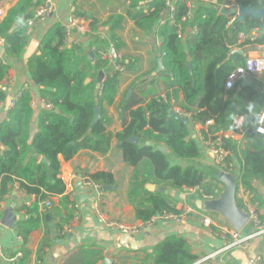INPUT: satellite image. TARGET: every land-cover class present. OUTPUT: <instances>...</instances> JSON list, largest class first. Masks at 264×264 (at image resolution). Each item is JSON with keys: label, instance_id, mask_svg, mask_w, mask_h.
<instances>
[{"label": "trees", "instance_id": "trees-1", "mask_svg": "<svg viewBox=\"0 0 264 264\" xmlns=\"http://www.w3.org/2000/svg\"><path fill=\"white\" fill-rule=\"evenodd\" d=\"M237 3L245 8L264 9V0H237ZM39 4H35L34 0L18 1L10 11V14L18 11L23 17V24L16 30L7 26L5 21L0 23V38L4 40L7 55L20 57L25 51L29 44L26 21L34 17V9ZM218 4L195 13L191 25L197 26L198 33L185 43L178 38L174 24L167 23L158 28L164 52V72L160 77L167 92L165 96H158L157 91L141 83L137 92L122 107L123 130L116 135L107 132L108 121L103 117L96 124H93V119L96 108H102L103 114L104 106L114 104L119 92L120 74L117 72L106 77L100 96L90 93L83 106L73 104L70 101V83L62 75L53 49L54 37L64 39L65 28L54 26L45 34L39 47L40 55L30 58L27 67L32 82L43 88L41 95L51 103L52 108L42 110L37 122L39 132L30 141L34 111L31 108V93L24 90L8 111V120L0 125V144L5 148V151H0V202L12 193L17 182L20 191L37 197V202L28 209L30 214L37 217L31 216L18 224L19 234L25 242L44 221L45 216L40 217V203L50 196H62L65 193V184L58 178L61 169L59 156L65 161H71L82 150L107 154L114 138L119 143L124 162L134 169L128 201L134 207L136 219L142 221L143 225L157 217L181 215L175 201L167 192H159L160 188L175 190L199 187L201 196H218L215 187L218 180L212 173L193 165L173 164V160L195 162L201 158V143L192 137L196 124L205 125L214 120L213 126L201 131L203 140L208 141L222 131L238 133L234 125L238 115L251 121V116L258 112L263 100L252 87L244 88L237 100L229 94L216 118L208 110H201V107L214 92L217 67L227 59L232 49L239 47L240 34L249 35L257 30L259 38L247 41L244 45H264V17L237 20L228 26L229 18L219 13ZM166 10L165 1L161 0L160 5L140 19L137 25L142 29L156 26L162 18L161 13ZM186 12V5L180 4L177 20ZM97 25L92 23L91 29ZM97 66L101 68L102 63ZM8 69L7 65L0 64V104L7 99L3 81ZM243 93H246L245 96ZM174 108L191 114L192 119L185 118L189 121L185 123L171 117ZM250 123L252 126L248 130L247 139L253 142L252 146L243 149L238 142L227 138L225 148L231 153L227 158L228 164L231 165L236 159L241 165L242 187L256 193L253 182L264 183V135L258 134L257 126L252 121ZM159 148H165L169 153ZM39 157L46 158L49 163H39ZM89 180L102 187L114 186L116 183L113 175L107 172L92 174ZM149 184L159 189L151 192L146 187ZM260 204L263 207V203ZM63 205L67 209L66 216L62 217L58 211L52 215L53 219L58 220L59 232H63L64 226L70 225L74 217L67 196L63 198ZM2 216L0 211V220ZM45 247H48L46 241L38 250L40 263L43 261ZM77 255L78 264L99 263V252L81 250ZM149 258L153 259L154 264H194L197 261L186 241L175 237L164 240L152 255L140 259L137 264H150Z\"/></svg>", "mask_w": 264, "mask_h": 264}, {"label": "crops", "instance_id": "crops-1", "mask_svg": "<svg viewBox=\"0 0 264 264\" xmlns=\"http://www.w3.org/2000/svg\"><path fill=\"white\" fill-rule=\"evenodd\" d=\"M18 1L0 0V11L4 14L1 22L5 21L12 30H16L23 24L20 12L16 11L10 14ZM44 1L37 0L35 2L34 0V3L42 5ZM51 1L56 11L35 27L33 34L28 36L29 44L31 41L39 43L37 50L30 58L40 55V43L52 27H64L65 31L68 28L70 36L67 41L66 35L64 39L55 36L53 49L61 73L71 86L70 101L75 105L83 106L87 102L89 94L95 95L96 93L99 73L105 72L106 77L116 73L112 64L103 59L101 53L110 51L113 55H122L127 70L120 74L119 92L114 104L104 106V113H101V117L108 121L107 132L116 135L123 130L122 107L133 93L137 92L141 83L148 86L147 88L157 91L158 96H165L167 92L165 83L160 77L164 70L157 74L158 62L163 60L164 56L163 39L158 28L164 25H161L160 21L156 26L151 28L147 26L146 29L137 25L140 19L151 14L160 5L161 0ZM190 1L195 2L194 0H175V3L176 6H179L180 4L186 5ZM233 3L238 5L237 0H221L219 4L218 0H209L204 4L196 3L194 15L197 11L209 8L213 4H218L221 14L225 4ZM38 6L35 7V11ZM74 18L80 19L90 27L92 23L98 25L96 28H92L91 32L82 33L77 27L70 26ZM185 26L189 29L193 27L191 23L184 24ZM194 35L196 33L187 34L185 40L179 39L185 43ZM241 35H243L242 38ZM258 38L257 30L252 31L249 35L240 34L237 45L239 47L232 49L228 53L227 59L217 67L214 74V92H212V97L202 104L201 110H208L209 114L216 118L220 115L229 94L234 95L237 100L244 88L252 87L263 97L258 112L250 118L252 124L258 128L264 109V75L251 84L250 82H239L232 90H226L224 87L226 77L234 67L244 63L248 57L264 56V45H244L245 42H252ZM28 46L20 57H11L6 54L4 49L2 58L9 69L3 85L7 99L17 97L24 90L31 93V108L34 111L31 126L37 127L36 135L39 132L37 125L39 116L43 109H48L46 107L48 102L41 95L43 88L32 82L31 73L27 67L29 60L26 61L24 58ZM235 50H242L244 54H234ZM91 53L94 54L93 57L90 56ZM99 63H102L101 68L97 66ZM100 94L101 90L95 96H100ZM245 94L243 93L244 96ZM7 99L0 104V125L8 120V111L12 108L11 105L7 107ZM182 101L183 96L181 95L180 102ZM179 110V108H174L172 112L178 113ZM251 121L244 119L243 115H238L234 125L239 132L222 131L218 135L238 142L243 149L251 147L253 142L247 139L248 130L252 126L250 125ZM213 125L214 120H211L205 125L196 124L193 127L192 137L197 139L202 146L203 152L200 159L195 162L173 160V164L193 165L208 170L218 180L215 182L218 196L212 200L204 199L199 193L186 192L185 189L164 188L165 192L175 201L176 209L181 211V214L188 208L191 209V212L181 222L159 217L149 228H145L137 235L122 234L117 230L109 229L103 223L101 215L107 220L129 226H144L142 221L136 219L134 207L128 201L129 184L134 169L124 162L119 143L114 138L107 154L82 150L71 161H65L61 155L59 156L61 169L58 178L65 184V193L62 196L49 197L53 202V208L49 211H42V203H40V217L45 216L44 221L41 222L37 230L29 235L26 242L19 234L18 224L28 220L31 216L37 217V215L28 212V209L37 202V197L20 191L19 182L15 184L11 195L0 202V211L3 216L15 203L16 208L13 214L19 218L11 228L0 224V264H15V262L21 263L22 261H24L22 264H39L38 250L44 241L48 243V247L44 249L43 261L40 264H78L79 255L77 254L81 250L99 252L98 264H102L105 259L112 260V264H137L140 259L152 255L155 248L169 237L185 240L192 255L198 261L223 249L227 243L220 235L224 229H233L227 218L212 208L213 204L226 192L227 181L232 183L235 188L236 205L247 215L251 211H255L261 227L264 228V183L253 182L256 193L245 190L240 183L241 165L236 159L231 164V171L221 169L216 165L212 155L206 152L201 135L202 130H207L209 126ZM32 140L30 137V141ZM0 151H5L1 144ZM30 155H32V150ZM42 158L44 157H39V163H43L41 162ZM98 172H107L113 175L116 182L112 186L113 190L98 193V191L82 185L85 180H89L92 174ZM158 189L159 187L155 186V191ZM72 192H75V199L72 197ZM66 196L71 203L69 209L74 217L71 224L64 226L63 232H59L57 229L58 220L53 219L52 215H55L57 211L62 217L67 215V209L63 205V198ZM84 196L87 197L82 201ZM76 201L79 204L78 219H75V210L72 206ZM260 203H263V207L259 206ZM205 219L211 220L212 224L209 227L205 225ZM257 232L255 224L249 219L241 229L243 236ZM254 257H260L264 264L263 230L255 235L247 248L230 249L220 254L217 261L221 264H251L250 259ZM149 262L154 264L151 258H149Z\"/></svg>", "mask_w": 264, "mask_h": 264}, {"label": "built area", "instance_id": "built-area-1", "mask_svg": "<svg viewBox=\"0 0 264 264\" xmlns=\"http://www.w3.org/2000/svg\"><path fill=\"white\" fill-rule=\"evenodd\" d=\"M165 1V6H166V11L161 13L162 18L160 20L161 25H165L168 22L174 24L177 27V35L178 38L185 40L187 34H193V33H198V28L197 26L190 27H184V24H189L191 23L190 21L193 19L194 15V8L195 4H204L209 2V0H194L195 2L193 3L192 1L188 2L186 4L187 7V12L185 15L181 17L180 20H177V9L178 6H176L175 0H164ZM239 8L240 6L237 5L236 3L233 4H225L222 9L224 10H237V13L235 15L229 16V23L228 26H231L235 21L239 20L240 18V13H239ZM56 11L53 2L51 0H45L42 5H39L38 8L36 9L34 13V17L26 21V26H27V35L31 36L33 34V30L35 27H37L41 22H44L47 20L53 13ZM3 12L0 11V22L3 19ZM70 26L77 27L80 32L82 33H87L91 32V27L88 24L83 23L80 19L74 18L71 21ZM66 41L68 37L70 36V30L66 28ZM243 35H241V38ZM0 46L4 47V40L0 38ZM101 56L103 59L108 60L112 66L114 72L118 73H125L127 68L124 64V58L122 55H113L110 51H105L101 53ZM0 64H4L2 54H0ZM264 75V56H258V57H248L244 61V63L234 67L228 74L227 79L225 81V89L226 90H232L237 83L239 82H250L252 83L254 80L258 79L260 76ZM21 94V93H20ZM20 94L17 96L19 97ZM17 97H13L11 101V106L15 105V99ZM46 107L48 109L52 108L51 103H46ZM179 116L182 118H187L188 120L192 119L191 114L182 112L179 110L177 113ZM264 117V109L262 111L258 127H263L264 122H261V118ZM257 133L264 135V133H260L257 131ZM225 139H227L224 136L221 135H216L214 138H210L208 141H204V147L207 153L211 154L213 159L215 160L216 165H218L221 169L225 170H230L231 171V165L228 164L227 158L231 155L230 151L225 148ZM82 185L88 189L98 191L99 189L102 188V186H99L90 180H85ZM186 192L190 193H199L202 194V191L200 190L199 187L193 188V189H188L185 188ZM11 195V194H10ZM75 192H72V197L75 199ZM204 199L207 200H212L214 197L212 196H207V195H202ZM74 210H75V219L79 218V204L78 202H74L72 205ZM53 208V202L51 199H47L42 203V211L46 212L49 211ZM191 212V209H187L182 213L181 215H165L162 216L163 218L167 220H173L175 222H181L187 215ZM159 218V217H157ZM248 219L253 222L256 226V229L258 232L262 231L264 232V228L261 227L259 218L255 211H251L248 214ZM101 220L103 223L109 228L113 230H117L121 232L122 234H127V235H137L141 233L142 231L145 230V228H149L151 224L156 220L154 218L150 223L144 226H128L123 223H118L114 221H110L105 219L101 215ZM0 220V224H1ZM205 225L210 226L212 224L210 219H205ZM249 234L246 236H243L241 234V230L237 231L234 228L233 229H224L221 233V238L226 241L227 245L212 254H209L208 256L196 261L194 264H221L217 261V258L220 254L236 248H247L252 239L255 237L256 234ZM251 264H263L262 259L260 257H254L250 259ZM40 264V263H39Z\"/></svg>", "mask_w": 264, "mask_h": 264}, {"label": "water", "instance_id": "water-1", "mask_svg": "<svg viewBox=\"0 0 264 264\" xmlns=\"http://www.w3.org/2000/svg\"><path fill=\"white\" fill-rule=\"evenodd\" d=\"M35 2H37V0H35ZM236 13H237V10H235V9H233V10L222 9L221 10V14L223 16H226V17L235 15ZM239 13H240L239 21H244L246 18L262 19L264 17V9L256 10L254 8H251V7L245 8V7L240 6ZM38 46H39L38 42H36V41L30 42V44L26 50V53L24 55V58L26 61L29 60L30 57L35 53ZM3 52H4V47L0 46V54H2ZM234 54L243 55L244 51L235 50ZM93 55H94L93 53L90 54V56H92V57H93ZM158 63H159V68L157 70V74L161 73L164 70L163 60H159ZM105 80H106V74H105V72L101 71L99 73V76H98V86H97V90H96L95 95H98L100 90H102L103 83ZM130 94H131V91H130L129 95ZM11 101H12V98L7 99V107H9L11 105ZM170 115H171V117H174V118H176L180 121H183L185 123L189 122L187 119L182 118L181 116H179L175 112H171ZM100 119H101V108L98 107L95 109V112H94L93 124H96ZM36 130H37V127L35 125H32L31 131H30L31 140L34 137ZM134 141H137V140L134 139ZM159 149L162 152H167V149H165V148H159ZM41 162L49 163L46 158H42ZM146 187L151 192L155 191V185L149 184ZM113 189H114V187H112V186H103L101 189L98 190V193L111 191ZM165 191L166 190L164 188L159 189V192H161V193H163ZM85 197H87V196H84V198H82V201L85 199ZM15 208H16V204L14 203L12 205V207L4 213L3 219L1 221L3 226H5L7 228H11L14 225V223L19 220V218L14 216V214H13V211L15 210ZM212 208L216 211L221 212L227 218V220L231 223L232 227L237 231H240L245 226V224L248 222V215L245 214L235 203V188H234L233 184L230 183L229 181H227L226 192L221 196V198L218 201H216L213 204ZM112 263H113L112 260L105 259L102 264H112Z\"/></svg>", "mask_w": 264, "mask_h": 264}, {"label": "clouds", "instance_id": "clouds-1", "mask_svg": "<svg viewBox=\"0 0 264 264\" xmlns=\"http://www.w3.org/2000/svg\"><path fill=\"white\" fill-rule=\"evenodd\" d=\"M251 107L249 108V111H251ZM233 119H235V117H233ZM244 119H246V117H244ZM261 122H264V117L261 118ZM257 131L260 133H264V127H258Z\"/></svg>", "mask_w": 264, "mask_h": 264}, {"label": "rangeland", "instance_id": "rangeland-1", "mask_svg": "<svg viewBox=\"0 0 264 264\" xmlns=\"http://www.w3.org/2000/svg\"><path fill=\"white\" fill-rule=\"evenodd\" d=\"M119 74H121V73H119ZM222 174H224V173H222ZM225 175V174H224ZM125 225H127V224H125ZM129 226V225H128Z\"/></svg>", "mask_w": 264, "mask_h": 264}]
</instances>
